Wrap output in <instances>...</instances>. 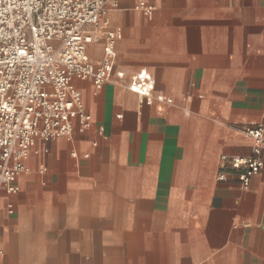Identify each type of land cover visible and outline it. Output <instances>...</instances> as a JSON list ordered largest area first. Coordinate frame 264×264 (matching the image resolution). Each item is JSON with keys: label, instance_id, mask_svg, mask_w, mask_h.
<instances>
[{"label": "crops", "instance_id": "crops-1", "mask_svg": "<svg viewBox=\"0 0 264 264\" xmlns=\"http://www.w3.org/2000/svg\"><path fill=\"white\" fill-rule=\"evenodd\" d=\"M102 19L122 31L125 81L146 68L156 89L74 80L93 123L37 138L18 193L0 183V260L264 264V172L245 187L222 165L253 153L245 129L264 112V0H117Z\"/></svg>", "mask_w": 264, "mask_h": 264}, {"label": "built area", "instance_id": "built-area-1", "mask_svg": "<svg viewBox=\"0 0 264 264\" xmlns=\"http://www.w3.org/2000/svg\"><path fill=\"white\" fill-rule=\"evenodd\" d=\"M116 2L0 0V183L7 193L19 192L17 179L28 170L25 161L37 138L70 136L74 117L81 130L91 127L93 115L75 79H90L96 90L112 81L151 100L156 89L151 71L141 68L126 82L124 69L116 68L122 31L110 29L102 19L106 6ZM152 10L148 6L146 12ZM102 36L104 57L93 61L88 45ZM158 97L172 102L163 92ZM245 132L254 140L253 153L222 156V165L237 170L248 187L254 174L264 172V112ZM9 210L14 212L12 203Z\"/></svg>", "mask_w": 264, "mask_h": 264}]
</instances>
